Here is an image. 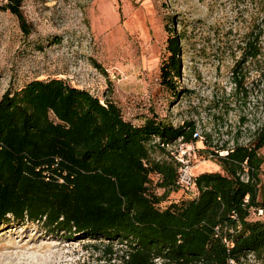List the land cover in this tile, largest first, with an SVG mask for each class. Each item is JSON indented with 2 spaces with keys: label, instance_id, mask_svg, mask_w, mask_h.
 <instances>
[{
  "label": "trees",
  "instance_id": "trees-1",
  "mask_svg": "<svg viewBox=\"0 0 264 264\" xmlns=\"http://www.w3.org/2000/svg\"><path fill=\"white\" fill-rule=\"evenodd\" d=\"M23 1L6 0L4 9L26 31ZM179 25L165 29L158 76L176 98L188 40ZM262 35L251 29L240 39L232 80L233 95L246 97L251 67L264 108ZM195 128L156 115L135 124L110 99L101 103L61 79L7 90L0 97V225L11 219L116 242L124 248L120 264H244L248 256L264 264V120L250 145L220 147L227 153L215 154L219 170L195 177L196 197L171 201L178 164L166 146L190 142Z\"/></svg>",
  "mask_w": 264,
  "mask_h": 264
},
{
  "label": "rangeland",
  "instance_id": "rangeland-1",
  "mask_svg": "<svg viewBox=\"0 0 264 264\" xmlns=\"http://www.w3.org/2000/svg\"><path fill=\"white\" fill-rule=\"evenodd\" d=\"M5 4L0 0V97L33 79L56 78L102 103L110 99L135 124L151 115L173 126L192 121L202 136L196 154L206 160L195 176L218 171L215 154H226L220 147L255 140L264 120L261 87L252 86L255 72L248 67L246 97L233 95L232 71L245 33L263 31L264 49V0H24L26 31ZM179 23L188 40L176 98L158 76L165 29L180 30ZM258 155L264 157V147ZM123 251L116 242L50 233L37 223L0 225V264H120ZM244 264L261 263L248 256Z\"/></svg>",
  "mask_w": 264,
  "mask_h": 264
},
{
  "label": "built area",
  "instance_id": "built-area-1",
  "mask_svg": "<svg viewBox=\"0 0 264 264\" xmlns=\"http://www.w3.org/2000/svg\"><path fill=\"white\" fill-rule=\"evenodd\" d=\"M198 140H202V136L199 130L195 128L190 142L185 143L178 139L175 143L166 146L170 156L178 164L177 190L183 192L187 198H194L198 195L196 176L193 174V169L206 161L203 157L196 154L194 143ZM259 214H261V211H259Z\"/></svg>",
  "mask_w": 264,
  "mask_h": 264
},
{
  "label": "crops",
  "instance_id": "crops-1",
  "mask_svg": "<svg viewBox=\"0 0 264 264\" xmlns=\"http://www.w3.org/2000/svg\"><path fill=\"white\" fill-rule=\"evenodd\" d=\"M201 165V164H200ZM203 165V164H202ZM199 166V165H198ZM197 168V166L195 167ZM219 170V169H218ZM206 172H214V171H207V170H203V171H200L196 174V176L200 175V174H203V173H206ZM183 198H187L186 195L181 192V191H175V192H172L170 195H169V199L171 201H178L179 199H183Z\"/></svg>",
  "mask_w": 264,
  "mask_h": 264
}]
</instances>
